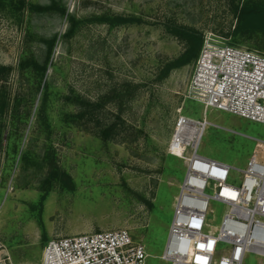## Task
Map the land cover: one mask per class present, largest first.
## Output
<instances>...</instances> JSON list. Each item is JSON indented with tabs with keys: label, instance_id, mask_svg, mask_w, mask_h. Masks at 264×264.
<instances>
[{
	"label": "rangeland",
	"instance_id": "1",
	"mask_svg": "<svg viewBox=\"0 0 264 264\" xmlns=\"http://www.w3.org/2000/svg\"><path fill=\"white\" fill-rule=\"evenodd\" d=\"M250 5L264 10V0H0L1 262L43 264L51 239L126 229L145 264H169L160 256L187 168L169 145L181 116L204 117L195 59L176 65L185 31L200 51L211 38L264 55V20L240 18ZM206 117L218 127L199 155L241 170L254 151L264 162V124L216 108ZM224 213L212 200L213 226Z\"/></svg>",
	"mask_w": 264,
	"mask_h": 264
},
{
	"label": "built area",
	"instance_id": "2",
	"mask_svg": "<svg viewBox=\"0 0 264 264\" xmlns=\"http://www.w3.org/2000/svg\"><path fill=\"white\" fill-rule=\"evenodd\" d=\"M191 89L204 105V117L181 116L169 145L187 168L160 258L169 264H243L248 252L264 257V162L254 151L241 170L198 153L206 129L217 126L206 117L210 108L264 124V55L207 38ZM257 146L264 154V144ZM233 170L241 173L239 185L229 183ZM212 200L225 206L219 226L209 219ZM221 245L228 246L223 253ZM147 257L143 243L117 229L51 239L43 264H145Z\"/></svg>",
	"mask_w": 264,
	"mask_h": 264
},
{
	"label": "trees",
	"instance_id": "3",
	"mask_svg": "<svg viewBox=\"0 0 264 264\" xmlns=\"http://www.w3.org/2000/svg\"><path fill=\"white\" fill-rule=\"evenodd\" d=\"M24 4V2H22V5ZM66 10L63 11V13H65ZM245 17V24L243 25V27L245 28H257L258 26H260L259 23V19H263L264 20V10L256 5V6H243L242 8V12L240 14V18H244ZM264 23V21L262 22ZM185 36L188 40V49L187 51L180 57V59L178 60V62L176 63L177 66H184L189 64L193 59L198 58L199 56V51H200V47L202 44V39L199 37H196V35L194 34V32H187L185 31ZM175 66V65H172Z\"/></svg>",
	"mask_w": 264,
	"mask_h": 264
}]
</instances>
